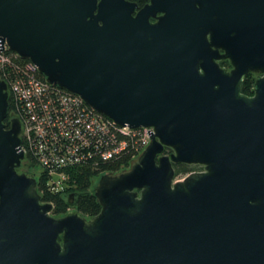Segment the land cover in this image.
<instances>
[{
  "label": "water",
  "instance_id": "obj_1",
  "mask_svg": "<svg viewBox=\"0 0 264 264\" xmlns=\"http://www.w3.org/2000/svg\"><path fill=\"white\" fill-rule=\"evenodd\" d=\"M5 42L115 123L152 129L97 179V214L55 215L19 170L0 77V264H264V0H0ZM177 163L205 168L177 178Z\"/></svg>",
  "mask_w": 264,
  "mask_h": 264
},
{
  "label": "built area",
  "instance_id": "obj_2",
  "mask_svg": "<svg viewBox=\"0 0 264 264\" xmlns=\"http://www.w3.org/2000/svg\"><path fill=\"white\" fill-rule=\"evenodd\" d=\"M21 58L26 59L5 42L0 49V77L7 83L12 112L22 124L21 138L56 188L77 163L96 156L106 161L128 147L135 157L149 143L151 127L115 123L80 95L51 84L33 61Z\"/></svg>",
  "mask_w": 264,
  "mask_h": 264
},
{
  "label": "trees",
  "instance_id": "obj_3",
  "mask_svg": "<svg viewBox=\"0 0 264 264\" xmlns=\"http://www.w3.org/2000/svg\"><path fill=\"white\" fill-rule=\"evenodd\" d=\"M137 2L140 6H143L150 0H132ZM23 62L26 59H22ZM253 82V76L248 75L244 84V91H252L251 85ZM249 93V92H248ZM9 101L12 100L9 98ZM11 109V105L9 111ZM9 120L6 117L5 123ZM23 146H25V159L23 164L19 168L20 171H25L28 174L37 177L38 189L43 196L44 201H49L54 204L53 214L60 215L65 214L69 209L78 211L86 216H92L97 214L101 210L96 195L94 194L95 181L101 174L108 171H119L129 166L130 161L134 157V150L128 147L129 150L121 153L115 158L103 161L99 160L98 156L86 163H77L67 171L68 179L61 184V188L58 189L53 184L55 181L46 172L41 171L40 162L34 153L28 150V145L23 138ZM172 149L167 147L166 152H171ZM176 170V177L179 178L192 171L202 169L194 164L177 163L174 164ZM57 181V180H56ZM71 192H75V202L69 203L68 196Z\"/></svg>",
  "mask_w": 264,
  "mask_h": 264
},
{
  "label": "flooded vegetation",
  "instance_id": "obj_4",
  "mask_svg": "<svg viewBox=\"0 0 264 264\" xmlns=\"http://www.w3.org/2000/svg\"><path fill=\"white\" fill-rule=\"evenodd\" d=\"M220 63H221L222 66H225V67H227L228 69L231 68V66H232V65H231V61H230L228 58L221 60ZM258 74H259V72L252 71V72L248 73L247 76L244 78V81H243V88H242V91H243L244 93H246V94H248V95H253V94H254V89H253V87H254V83H255V78H256V76H257ZM248 75L253 76V82H252V85H251V90H252V91H248L249 93L244 91V84H245V80L247 79ZM9 108H10V107H9ZM7 117H9V120L6 122V124H7V126L9 127L10 124H11V118L14 117V114H13L12 110L8 111V116H7ZM22 142H23V139H22ZM22 164H23V163H22ZM194 165H196V166H198V167H203V166H204V165H202V164H194ZM20 167H21V166H20ZM203 168H205V167H203ZM202 170H204V169H202Z\"/></svg>",
  "mask_w": 264,
  "mask_h": 264
},
{
  "label": "rangeland",
  "instance_id": "obj_5",
  "mask_svg": "<svg viewBox=\"0 0 264 264\" xmlns=\"http://www.w3.org/2000/svg\"><path fill=\"white\" fill-rule=\"evenodd\" d=\"M25 159V158H24ZM204 167V166H203ZM203 167H200V168H202V169H204ZM202 169H198V170H202ZM35 177V176H34ZM181 177H183V176H181ZM181 177H179V178H181ZM96 182H97V180L95 181V184H96Z\"/></svg>",
  "mask_w": 264,
  "mask_h": 264
}]
</instances>
